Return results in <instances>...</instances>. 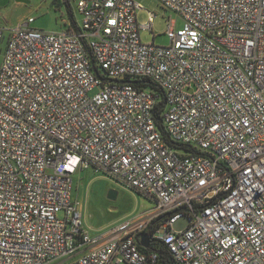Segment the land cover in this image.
<instances>
[{
  "label": "built area",
  "instance_id": "1",
  "mask_svg": "<svg viewBox=\"0 0 264 264\" xmlns=\"http://www.w3.org/2000/svg\"><path fill=\"white\" fill-rule=\"evenodd\" d=\"M73 1L59 31L0 22V264H157L144 233L177 264H264V0H158L168 45L136 0ZM88 167L154 201L97 246Z\"/></svg>",
  "mask_w": 264,
  "mask_h": 264
},
{
  "label": "rangeland",
  "instance_id": "2",
  "mask_svg": "<svg viewBox=\"0 0 264 264\" xmlns=\"http://www.w3.org/2000/svg\"><path fill=\"white\" fill-rule=\"evenodd\" d=\"M136 1L143 6L137 15L140 24L148 23L150 13L156 14L152 30H140L142 41L152 42L155 34V44L168 45L170 43L166 34L168 18L172 16L176 22V28H181L184 21L163 8L158 0ZM61 4L63 8L58 7L55 0H0V22L6 30H9L25 19L33 17L35 21L31 24L32 27L51 32L59 31L63 28V19H70L64 0H61ZM70 5L75 20L81 23L76 2L70 0ZM5 49L4 41L0 63ZM72 178V199L78 202L83 213V224L90 228L92 234H96L99 230L115 231L124 223L136 220L138 215L153 207L154 203L146 196L128 188L102 171L97 172L93 167L78 169ZM111 193H116V196L110 197ZM187 224V218H182L174 224L173 228L182 230Z\"/></svg>",
  "mask_w": 264,
  "mask_h": 264
},
{
  "label": "trees",
  "instance_id": "3",
  "mask_svg": "<svg viewBox=\"0 0 264 264\" xmlns=\"http://www.w3.org/2000/svg\"><path fill=\"white\" fill-rule=\"evenodd\" d=\"M64 2L67 6V12H68L69 17L75 20L74 13L70 5V0H65ZM160 93L163 96L162 89H160ZM163 107H164V101L162 100L160 102V108H163ZM143 249L148 252L154 251L157 253V256H158L157 264H177L173 254L168 249L167 245H165V243L160 240L153 241L147 248H143Z\"/></svg>",
  "mask_w": 264,
  "mask_h": 264
},
{
  "label": "crops",
  "instance_id": "4",
  "mask_svg": "<svg viewBox=\"0 0 264 264\" xmlns=\"http://www.w3.org/2000/svg\"><path fill=\"white\" fill-rule=\"evenodd\" d=\"M65 1V0H64ZM56 5H58V7L63 8L62 4H61V0H55ZM144 195V194H143ZM145 196V195H144ZM147 197V196H146ZM149 200H151L153 203L154 201L152 199H150L149 197H147ZM154 205V204H153ZM152 207H150L149 209H151ZM80 209V208H79ZM147 209V210H149ZM145 210V212L147 211ZM144 213V212H143ZM141 215V214H140ZM139 216V215H138ZM85 227L88 229L90 235L95 239L96 243H94L91 246H97L99 244H103L106 243L112 239H115L116 237H118L120 235L121 232H117V231H101L99 230V232L97 231L96 234H92L90 232V228H88L86 225ZM91 231H93L91 229ZM95 231V230H94ZM111 264H127V263H111Z\"/></svg>",
  "mask_w": 264,
  "mask_h": 264
},
{
  "label": "water",
  "instance_id": "5",
  "mask_svg": "<svg viewBox=\"0 0 264 264\" xmlns=\"http://www.w3.org/2000/svg\"><path fill=\"white\" fill-rule=\"evenodd\" d=\"M19 1H25V0H19ZM116 196V193H111L110 194V197H115ZM140 244L144 247V248H147L149 246V235L148 233H144L142 236H141V240H140Z\"/></svg>",
  "mask_w": 264,
  "mask_h": 264
}]
</instances>
